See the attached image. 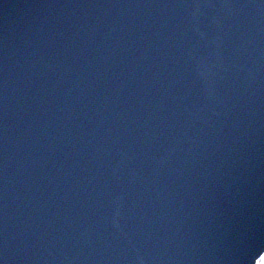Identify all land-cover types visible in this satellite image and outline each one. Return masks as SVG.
Listing matches in <instances>:
<instances>
[{
	"label": "water",
	"instance_id": "water-1",
	"mask_svg": "<svg viewBox=\"0 0 264 264\" xmlns=\"http://www.w3.org/2000/svg\"><path fill=\"white\" fill-rule=\"evenodd\" d=\"M264 0H0V264H255Z\"/></svg>",
	"mask_w": 264,
	"mask_h": 264
},
{
	"label": "rangeland",
	"instance_id": "rangeland-1",
	"mask_svg": "<svg viewBox=\"0 0 264 264\" xmlns=\"http://www.w3.org/2000/svg\"><path fill=\"white\" fill-rule=\"evenodd\" d=\"M258 264H264V256L259 260Z\"/></svg>",
	"mask_w": 264,
	"mask_h": 264
}]
</instances>
